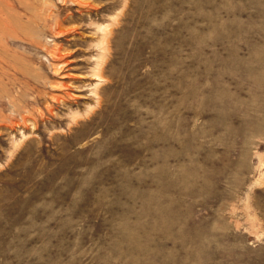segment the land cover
<instances>
[{
  "label": "rangeland",
  "instance_id": "1",
  "mask_svg": "<svg viewBox=\"0 0 264 264\" xmlns=\"http://www.w3.org/2000/svg\"><path fill=\"white\" fill-rule=\"evenodd\" d=\"M0 264H264V0H0Z\"/></svg>",
  "mask_w": 264,
  "mask_h": 264
},
{
  "label": "bare ground",
  "instance_id": "2",
  "mask_svg": "<svg viewBox=\"0 0 264 264\" xmlns=\"http://www.w3.org/2000/svg\"><path fill=\"white\" fill-rule=\"evenodd\" d=\"M107 51V50H106ZM55 70V69H54ZM58 70V69H57ZM56 71V70H55ZM99 77V76H98Z\"/></svg>",
  "mask_w": 264,
  "mask_h": 264
}]
</instances>
